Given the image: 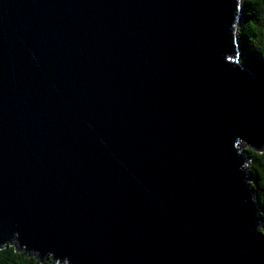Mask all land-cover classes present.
Wrapping results in <instances>:
<instances>
[{
	"label": "water",
	"instance_id": "1",
	"mask_svg": "<svg viewBox=\"0 0 264 264\" xmlns=\"http://www.w3.org/2000/svg\"><path fill=\"white\" fill-rule=\"evenodd\" d=\"M243 2L0 0V249L264 264Z\"/></svg>",
	"mask_w": 264,
	"mask_h": 264
},
{
	"label": "trees",
	"instance_id": "2",
	"mask_svg": "<svg viewBox=\"0 0 264 264\" xmlns=\"http://www.w3.org/2000/svg\"><path fill=\"white\" fill-rule=\"evenodd\" d=\"M243 19L238 32L242 50V64L257 75L264 85V0H244ZM247 157V172L252 178L251 188L261 209L264 223V150L259 152L244 147ZM264 234V224L262 226ZM0 264H59L51 256L42 259L35 253L18 250L15 245L0 249ZM66 264V263H62Z\"/></svg>",
	"mask_w": 264,
	"mask_h": 264
},
{
	"label": "rangeland",
	"instance_id": "3",
	"mask_svg": "<svg viewBox=\"0 0 264 264\" xmlns=\"http://www.w3.org/2000/svg\"><path fill=\"white\" fill-rule=\"evenodd\" d=\"M244 147H246V146H245V145H242V146H241V148H244Z\"/></svg>",
	"mask_w": 264,
	"mask_h": 264
}]
</instances>
